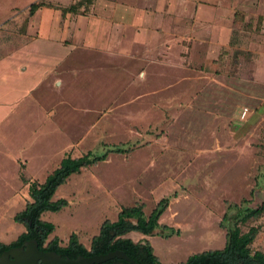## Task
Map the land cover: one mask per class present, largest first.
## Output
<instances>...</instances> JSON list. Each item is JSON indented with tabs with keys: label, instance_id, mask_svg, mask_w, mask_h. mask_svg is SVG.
Segmentation results:
<instances>
[{
	"label": "rangeland",
	"instance_id": "obj_1",
	"mask_svg": "<svg viewBox=\"0 0 264 264\" xmlns=\"http://www.w3.org/2000/svg\"><path fill=\"white\" fill-rule=\"evenodd\" d=\"M15 1L0 0V60L15 54L21 42L37 38L34 28L26 34V0L10 5ZM42 1L70 5L68 0ZM248 7V12L253 9ZM234 11L229 45L221 47L216 65L205 69L213 78L209 84L203 83L207 77H199L203 67L195 64L200 51L171 54L173 59L178 54L187 57L190 63L188 72L171 68L170 83L155 78L164 72L159 55L144 76L131 75L138 64L128 66L130 77L118 87L116 81L125 75L114 66L87 69L72 75L84 80L63 84L58 95L43 101L45 109L57 111V126L30 133L39 127L38 101L26 98L7 112L13 107L11 96L32 81L33 72L0 81V243L13 241L24 230L12 218L29 198L20 173L41 182L65 153L97 155L119 144L131 150L108 154L56 188L53 199L63 198L67 204L42 213L54 227L49 237L62 240L74 233L87 247L100 223L114 221L120 207L141 203L147 215L160 198H167L157 222L177 234L163 236L166 231L156 228L150 235L125 236L146 239L161 263L221 248L225 230L218 223L226 206L248 199L251 188L250 204L264 202V15ZM14 156L19 157L17 177ZM250 225L259 227L251 249L264 251V212L241 229Z\"/></svg>",
	"mask_w": 264,
	"mask_h": 264
},
{
	"label": "crops",
	"instance_id": "obj_2",
	"mask_svg": "<svg viewBox=\"0 0 264 264\" xmlns=\"http://www.w3.org/2000/svg\"><path fill=\"white\" fill-rule=\"evenodd\" d=\"M38 1L43 5L31 14L27 11L30 18L26 30L28 35L34 28L37 38L21 42L14 50L15 54L0 60V81L8 83L30 71L34 74L32 81L22 87L19 94L11 96L10 101L12 106H17L31 97L41 105L39 127L30 133L57 126V111L52 107L45 109L43 101L58 95L63 84L68 85L75 79L84 80V76L72 75L77 76L87 69L101 71L108 65L114 66L125 75L123 81H116L118 87L130 77L126 72L128 66L138 64L131 75L134 77L139 72L144 76L150 62L157 61L159 55L164 72L155 78L170 83L174 78L170 69L176 66L188 72L190 63L187 57L178 54L173 59L171 54L174 51H200L195 64L203 67L204 72L199 77H207L209 80L203 83L209 84L213 78L208 76L207 70L216 65L221 47L229 45L233 30L231 22L237 13L234 10L248 12V6L253 5L248 13L264 15V0H68V4L75 5L73 10H67L70 5L58 7L42 0L24 3L29 5ZM10 5L6 8L8 11ZM261 31L264 32V16ZM18 158L12 159L16 177Z\"/></svg>",
	"mask_w": 264,
	"mask_h": 264
},
{
	"label": "trees",
	"instance_id": "obj_3",
	"mask_svg": "<svg viewBox=\"0 0 264 264\" xmlns=\"http://www.w3.org/2000/svg\"><path fill=\"white\" fill-rule=\"evenodd\" d=\"M41 5L43 2L40 1L30 3L27 7L28 13L31 14ZM74 7L75 5L72 4L67 7V10H73ZM130 150L131 147L123 148L118 144L107 146L97 155L85 153L79 157H71L65 153L57 166L41 182L26 180L20 173L21 182L27 184L29 198L25 200L24 207L13 214L12 218L21 223L24 230L13 241L7 244L0 243V252L10 247L19 246L24 240L34 239L39 250H51L69 258L78 255L104 254L118 249L136 264H264V251L251 249V243L258 233L259 227L250 225L246 230L241 229V225L257 219L264 212V202L258 205L250 204L253 197L252 188L249 190L248 199H240L237 204L226 206V210L218 223L225 230L223 246L219 249H206L192 253L177 263L159 262L146 239L133 241L125 236L131 231L150 235L151 231L156 228L166 231L163 236L177 234V230L157 222L158 217L167 207V198H160L147 215L143 214L141 203L120 207L114 221L103 220L100 223L97 233L91 236L87 247L79 242L74 233L62 240L56 236L49 237L54 227L50 222L42 219V213L44 211H58L67 204L63 198L53 199L56 188L63 184L69 175L96 165L105 160L108 154L128 153ZM262 153L264 155V147ZM129 219L135 220L136 223H132ZM98 264L129 263L119 258H112Z\"/></svg>",
	"mask_w": 264,
	"mask_h": 264
},
{
	"label": "water",
	"instance_id": "obj_4",
	"mask_svg": "<svg viewBox=\"0 0 264 264\" xmlns=\"http://www.w3.org/2000/svg\"><path fill=\"white\" fill-rule=\"evenodd\" d=\"M133 221L136 223L135 220ZM112 258H119L129 264H136L118 249L91 256L63 257L51 250H39L34 239L24 240L19 246L10 247L0 252V264H98Z\"/></svg>",
	"mask_w": 264,
	"mask_h": 264
},
{
	"label": "built area",
	"instance_id": "obj_5",
	"mask_svg": "<svg viewBox=\"0 0 264 264\" xmlns=\"http://www.w3.org/2000/svg\"><path fill=\"white\" fill-rule=\"evenodd\" d=\"M245 114V109L241 112V117Z\"/></svg>",
	"mask_w": 264,
	"mask_h": 264
}]
</instances>
